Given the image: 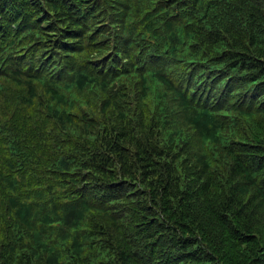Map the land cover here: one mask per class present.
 <instances>
[{"label":"trees","instance_id":"trees-1","mask_svg":"<svg viewBox=\"0 0 264 264\" xmlns=\"http://www.w3.org/2000/svg\"><path fill=\"white\" fill-rule=\"evenodd\" d=\"M0 264H264V0H0Z\"/></svg>","mask_w":264,"mask_h":264},{"label":"bare ground","instance_id":"bare-ground-1","mask_svg":"<svg viewBox=\"0 0 264 264\" xmlns=\"http://www.w3.org/2000/svg\"><path fill=\"white\" fill-rule=\"evenodd\" d=\"M213 224H214V223H213ZM214 225H215V224H214ZM209 226H210V224H209ZM215 226H216V225H215ZM208 228H209V227H208ZM208 228H207V229H208ZM213 229H214V228H213ZM215 229H216V228H215ZM207 231H208V230H207ZM210 231H211V230H210ZM215 231H216V230H215ZM209 233H210V232H209ZM213 235H214V233H213Z\"/></svg>","mask_w":264,"mask_h":264}]
</instances>
